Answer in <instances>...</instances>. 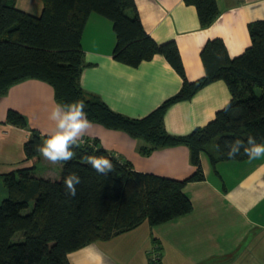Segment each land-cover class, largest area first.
<instances>
[{
    "label": "trees",
    "instance_id": "1",
    "mask_svg": "<svg viewBox=\"0 0 264 264\" xmlns=\"http://www.w3.org/2000/svg\"><path fill=\"white\" fill-rule=\"evenodd\" d=\"M196 9L202 28L218 17L215 0H183ZM39 17L16 8V0H0V97L26 80L48 84L59 104L83 101L90 123L121 131L144 146L143 157L155 151L184 146L190 164L196 168L183 181L136 172L117 154L100 147L95 140L82 138L72 150L75 156L61 165L57 181L37 178L33 172L48 137L30 131L24 144L25 158L34 166L3 175L7 198L0 204V264H70L68 255L96 242H103L147 223L155 228L192 212L184 194L188 183L205 180L200 156L205 155L215 173L221 163L250 160L243 148L229 159L228 144L236 140L248 147L254 137L264 144V21L248 24L251 46L230 59L220 39L208 41L200 57L205 75L186 79L174 41L156 44L144 31L134 0H41ZM96 14L112 23L116 44L113 59L137 68L154 56H162L182 79L173 97L142 119L113 112L98 96L86 92L80 83L85 67L81 39L88 18ZM226 84L231 101L205 127L185 136H173L164 128V116L173 105L190 101L201 89L217 82ZM259 92V94L257 93ZM9 124L28 129L26 119L7 113ZM87 156H104L114 171L97 174L85 162ZM79 175L75 197L67 195L64 177ZM160 256L161 247L153 240ZM160 263V257L157 260ZM150 264V260H149Z\"/></svg>",
    "mask_w": 264,
    "mask_h": 264
},
{
    "label": "crops",
    "instance_id": "2",
    "mask_svg": "<svg viewBox=\"0 0 264 264\" xmlns=\"http://www.w3.org/2000/svg\"><path fill=\"white\" fill-rule=\"evenodd\" d=\"M215 1L218 17L202 28L195 7L183 0H134L146 34L158 45L176 43L189 82L205 75L200 54L208 41L220 39L229 58H237L251 46L248 24L264 21V0ZM16 8L39 17L43 3L16 0ZM115 44L112 23L92 14L81 39L85 67L80 83L86 92L131 119L148 116L179 92L182 79L162 56L132 68L113 59ZM230 101L226 84L214 82L190 101L170 107L164 116V128L173 136L188 135L214 120ZM55 104L53 89L38 80L16 84L0 97V204L7 198L1 177L34 166L26 160L23 146L30 131L41 137L53 131L49 114ZM9 111L22 115L28 129L9 124ZM83 137L124 158L139 173L183 181L196 171L184 146L143 157L138 152L144 146L141 141L93 123ZM39 163H43L42 168L37 167ZM200 163L205 180L184 188L192 204L190 214L152 229L144 223L128 233L91 244L68 255L69 263L149 264L150 252L159 254L153 244L157 240L161 264H264V156L221 163L215 173L205 155L200 156ZM60 173L61 165L43 156L33 172L37 178L53 182L59 180Z\"/></svg>",
    "mask_w": 264,
    "mask_h": 264
},
{
    "label": "clouds",
    "instance_id": "3",
    "mask_svg": "<svg viewBox=\"0 0 264 264\" xmlns=\"http://www.w3.org/2000/svg\"><path fill=\"white\" fill-rule=\"evenodd\" d=\"M83 101H75L70 104H55L49 114V119L54 122V129L48 135L43 146H37V150L50 163H67L71 161L75 152L72 150L78 146L87 130L91 127L87 114L84 111ZM248 147L240 140L228 144L227 153L229 159L235 158L240 153L241 148L249 159H257L264 156V144L257 143L254 137L247 139ZM85 162L91 166L97 174L108 176L114 171L111 160L104 156H87ZM67 195L75 197L77 185L81 183L80 177L75 172H69L63 180Z\"/></svg>",
    "mask_w": 264,
    "mask_h": 264
},
{
    "label": "built area",
    "instance_id": "4",
    "mask_svg": "<svg viewBox=\"0 0 264 264\" xmlns=\"http://www.w3.org/2000/svg\"><path fill=\"white\" fill-rule=\"evenodd\" d=\"M84 142V140H82V143ZM151 257V258H150ZM150 257H149V260H150V264H158V259H159V254L156 253V250H152L150 252Z\"/></svg>",
    "mask_w": 264,
    "mask_h": 264
},
{
    "label": "rangeland",
    "instance_id": "5",
    "mask_svg": "<svg viewBox=\"0 0 264 264\" xmlns=\"http://www.w3.org/2000/svg\"><path fill=\"white\" fill-rule=\"evenodd\" d=\"M257 93L259 94V92L257 91ZM82 140V139H81ZM43 156V155H42ZM37 167H39V168H42L43 167V163H39L38 165H37ZM150 257V256H149ZM151 258V257H150ZM149 263V262H148Z\"/></svg>",
    "mask_w": 264,
    "mask_h": 264
}]
</instances>
